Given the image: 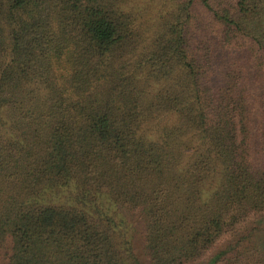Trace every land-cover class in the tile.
Returning a JSON list of instances; mask_svg holds the SVG:
<instances>
[{
    "label": "trees",
    "instance_id": "16d2710c",
    "mask_svg": "<svg viewBox=\"0 0 264 264\" xmlns=\"http://www.w3.org/2000/svg\"><path fill=\"white\" fill-rule=\"evenodd\" d=\"M128 2L0 0V264H264V0Z\"/></svg>",
    "mask_w": 264,
    "mask_h": 264
},
{
    "label": "rangeland",
    "instance_id": "374dc122",
    "mask_svg": "<svg viewBox=\"0 0 264 264\" xmlns=\"http://www.w3.org/2000/svg\"><path fill=\"white\" fill-rule=\"evenodd\" d=\"M126 7L136 12L139 17L138 20L144 23L148 36L152 35L151 31L154 23L159 20L158 18L166 10V5H162L161 0H129ZM256 227L254 232L256 235L250 240L252 243L264 244V218L257 223Z\"/></svg>",
    "mask_w": 264,
    "mask_h": 264
}]
</instances>
